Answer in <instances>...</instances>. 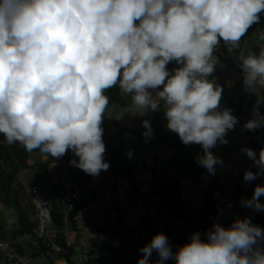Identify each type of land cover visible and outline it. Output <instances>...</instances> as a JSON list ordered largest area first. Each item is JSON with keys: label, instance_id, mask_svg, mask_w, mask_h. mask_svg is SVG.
Wrapping results in <instances>:
<instances>
[{"label": "clouds", "instance_id": "9594fccd", "mask_svg": "<svg viewBox=\"0 0 264 264\" xmlns=\"http://www.w3.org/2000/svg\"><path fill=\"white\" fill-rule=\"evenodd\" d=\"M261 14L264 0H0V134L56 159L70 151L78 158L71 166L98 176L109 168L106 92L118 86L131 97L128 112L162 109L166 128L184 145H199L195 162L215 175L223 161L212 149L228 143L239 120L220 106L213 53L221 43L239 48ZM172 62L179 67L170 71ZM238 62L246 92L264 87V48ZM142 125L145 139L153 138L150 121ZM243 128L264 129V113L254 111ZM241 151L257 168L244 181L264 176V147ZM262 196L258 184L241 206L264 211ZM203 237L195 231L173 251L158 232L137 264H264V228L249 216L228 227L214 222Z\"/></svg>", "mask_w": 264, "mask_h": 264}, {"label": "crops", "instance_id": "0c3cea01", "mask_svg": "<svg viewBox=\"0 0 264 264\" xmlns=\"http://www.w3.org/2000/svg\"><path fill=\"white\" fill-rule=\"evenodd\" d=\"M259 40L261 41V43L258 42ZM250 41L251 39L247 42V45L249 46H264V40L260 39L259 33L254 35L251 43ZM255 41H257L258 43L256 44ZM222 48L223 43H221V45H219L216 51L213 53V57L217 61L215 72L219 74L222 86L225 87L226 90H228L234 88L237 85V82H242L243 73L238 66V57L241 54L245 53L241 51L239 53H229L225 55L222 53ZM230 59L233 60V62ZM223 60H230V63L227 66H223ZM167 67L170 71H172L178 66H176V64L170 63ZM263 88L264 87L260 86L255 87L252 92L253 95L259 98L261 96ZM121 96L124 99L125 103L121 104L117 101L111 103V105L107 108V111L103 118V123L101 125L104 128L103 140L106 145L104 158L109 163L115 154V150L121 148L117 166L126 169L130 166L132 168L133 174L131 180L127 179L123 174L115 175L113 169L108 168V170L106 171H101L98 176L90 175L88 182L86 183L77 179L75 174H78L81 169L74 167L76 168V171L74 172L72 170L73 172H70L73 174V177L78 181L80 185L79 193L81 194V196H84L83 188L92 186L89 187L88 191L92 192L94 197L89 204L81 207L80 204L82 202V197H80L77 200V207L79 206L80 208L77 210V213L71 217L70 213L64 216L59 213V209H57V207L55 206L56 194L51 193V195L50 190L52 185H55L59 177V173L63 169V167L69 170L68 164L66 165L67 160L69 162L71 159L78 158L74 157L69 151L62 158L56 159L50 157L47 154L41 153L37 149L35 150V152H30L34 155H28L26 158L25 166H22L21 169H19L20 172L16 179L20 177L24 178L27 174H29V172L31 173L33 169L31 168V166L38 165V163H41V165H47V173H45L44 171L40 172L39 170L33 169L32 172L36 175V177L35 179H31V182L36 184H39L41 182L40 186L47 185L48 189L46 191H48V194H50L51 199L54 203L53 210L57 213V215H61V217L63 218L61 226H58V223L56 222L55 227H58L60 229L61 238H63L66 243L73 246L71 263L68 262L67 259H65V251L62 249V247H59V249L54 251L49 249L43 250L42 246L38 249L31 248L26 252L32 253L36 262L35 264H81L84 262L81 256L82 250L80 248V245L82 243L84 244L83 248L87 251L88 254L92 252L93 255L110 258V253L108 252V249L105 245L106 242L104 241V238L109 235H115V233L121 235L127 241L125 254H131L134 249L133 239H135L138 235L140 218L145 211L144 204L146 203V201L150 205V210H153V212L162 215L161 213L164 210L162 209V207H160L159 196L155 192L156 182L154 181L155 177L161 179L164 175L163 172H166L167 174L166 177H163L165 179L167 177L173 179L177 176V172L175 170H172L169 167V164H167L166 162L167 156L169 155L171 150L164 144L161 145L160 143L151 144L148 142H142L135 137V134L138 131L145 130V128H142V121L149 120L151 123L155 116V112H149L147 114L130 113L128 112V109L131 106V98L123 93H121ZM244 99L245 96L243 97V99H237V101H235L234 103L237 104ZM245 109L246 110L243 111H246L251 117L253 112L257 110V108H254L253 105L248 106ZM163 129L165 132H171L166 128V121L164 117ZM248 138L249 136L247 137V140H249ZM227 139V144H218L215 148L212 149V151L214 150L215 154L219 156L223 161V166H217L216 168L220 175L215 172L217 178L216 183H218V188L216 190V206L218 212L215 213L212 218L215 219L219 216L220 213H224L226 217L230 216L232 222L233 219L237 216L240 218H244L245 216H249L252 218L253 211L255 213H259L258 215H261V217L264 218V211H255L252 208L246 210L247 212L245 213L241 211L233 212L230 210V206L232 204V195L236 189V186L238 184L241 186H246V182L239 173L248 170L251 166H253V162L249 159L246 160V158L244 157L245 154H243L241 151L245 143H243L240 147H235L230 143L228 133ZM189 147L195 157H197V155L201 153V148L199 145H189ZM235 149L237 150V152H235ZM130 150L131 155H128ZM248 161H250L249 164ZM205 173L208 172H202L196 177V179H193L195 181L194 186L198 190L204 189L202 185H199V180L201 178L204 180V182H206V186L212 182L211 178ZM42 174H44L45 176L43 177L44 180L38 183L37 179L38 177L40 178ZM150 174L154 176L153 179L150 177ZM12 176L13 175L9 176L11 180H13ZM81 177L85 179L84 174L81 175ZM138 179H140V182L144 183V190H147V192L149 193V198L141 197L140 199H137L139 198V194L141 193V190L136 183ZM182 179L183 178L179 180V184L184 195L186 189L183 188V182H181ZM230 179L232 181H229ZM220 180H224L226 182L221 183ZM256 180L259 181V185H264V176ZM130 183L133 184V187L135 185L137 187V190H139V194L137 196H133V188L131 189L132 192L130 191ZM13 184L14 183L11 181L10 185ZM189 186H191V184ZM230 188H233L232 193H230L231 195L227 192ZM130 195L132 196L130 197ZM184 198L186 199V197ZM30 200L28 201V203L31 210L29 208V210L25 212V209H18L19 214L23 213L30 221V223H36L37 225V221L36 219H34V210H32L33 206ZM8 211L9 213L13 212L12 210ZM15 216L17 215L15 214ZM15 216L14 218L12 217L11 220L14 221L16 219ZM195 220L196 218H194L193 221V218L191 217L190 221L187 222L186 225V222L181 219V222L178 225V230H174L172 227H170L165 233L169 238L170 244H173L179 238L182 239V242L179 244V246L187 243L189 241L191 233L196 231ZM153 221L154 220H152V222ZM19 227L20 225L17 221V223L14 222V227L6 225V228L4 229L7 235L3 234L2 229L0 233H2L3 236L11 237L14 235V233H16V231H18ZM12 228H14V230H11ZM205 231L206 230H203L202 232L204 233ZM86 234L92 237V242H94L91 248H88V243L83 239V236ZM147 236L148 235L146 234V239H143L144 242L141 247L151 240L152 237L148 238ZM78 238L79 243L77 245V248L79 250V261H77L75 258L78 255H75V245L73 243V241ZM156 259H158V257ZM165 264H174V261H165Z\"/></svg>", "mask_w": 264, "mask_h": 264}, {"label": "trees", "instance_id": "16d2710c", "mask_svg": "<svg viewBox=\"0 0 264 264\" xmlns=\"http://www.w3.org/2000/svg\"><path fill=\"white\" fill-rule=\"evenodd\" d=\"M257 33L259 34L264 33V14H261L260 23L253 24L252 27L249 28L247 34L241 38L239 48L231 49L230 47L223 45L222 53L227 55L229 53L233 54V53H239L242 51L246 55L248 52L254 51L258 54L260 49L264 48V46L247 45V42L250 39H252L254 35ZM120 92L121 91L119 90L118 86L107 90L106 94L109 95V98H110L108 107L114 101H117L121 104L125 103ZM250 98L253 101L252 94L250 95ZM238 104H236L238 109L242 111L245 110V108H247L248 106L252 105V103L250 104L246 103L245 99L239 102ZM256 107H257V110H259L261 113H264V88L262 89L261 96L257 100ZM154 115L155 116L153 118V121L151 122L153 138L145 139V137L142 135V133H144L145 130L138 131L135 134V137L142 142H148L151 144L160 143L161 145L164 144L170 148L171 151L169 155L167 156L166 162L167 164H169V167L172 170H175L177 172V176L173 179L168 178V177L165 180L157 179L156 186H155V190H156L155 192L159 196L160 206L162 207L164 211H166L167 213L173 214V215L182 216L184 219L187 220V222H189L191 219V216H189V214L186 213L184 209V206L186 204V199L184 198L183 191L179 184V180L181 178H188V177L196 179V177L199 174H201L202 172H208V171L205 168L199 166L195 162L196 157L193 155L192 151L190 150V147L181 143L177 134L173 132L164 131L163 129V117H164L163 110L162 109L157 110L154 113ZM247 136H249L248 138L249 140L245 142L244 147L251 148L255 150L258 154L261 149V146L259 144V139L251 131H248ZM4 140L5 139H3V141ZM4 143H1V146L4 145ZM120 152H121V148H118L115 150V154L112 160L109 162V168L113 169V172L115 175L123 174L127 179L131 180L133 177L132 168L129 166L126 169V168L117 166ZM213 152L215 153L214 150ZM201 153H202V149H201ZM3 155L4 156L6 155L7 159L12 162V154L10 157V152H8L7 149H0V160L4 159ZM25 164L26 163H24L23 166H25ZM72 167L73 166L69 165L68 167L69 171L73 170L71 169ZM40 168L43 169L45 173L48 172L47 165H41ZM248 170L256 172V167L253 165ZM244 172L245 171H242L239 173L242 178H243ZM83 174L88 181L90 175L86 174L84 171L81 170L77 175L81 177V175ZM258 184H259L258 180L246 182V186H241L238 184L232 195V204L230 206V210L233 212L241 211L245 213L247 212L246 210L251 209L247 207H242L241 200L243 198L250 199L253 194V190L255 186ZM217 188H218L217 183H215L213 185L208 184L204 189H202V194H203L202 206L200 210L198 211V214L195 220L196 231H199L200 233H202L203 230H207L208 228H211L214 222H219L225 227L230 226V224L232 223L230 216L226 217L224 213H220L219 216L215 219L212 218L214 214L218 212V209L216 206ZM83 190H84V196H81L82 202L80 204V207L89 204L93 200L92 198L94 197L93 193L88 191L86 187ZM51 193H55L54 185H52L51 187L50 194ZM50 194H49V197L51 198ZM260 201L261 203H264L263 196L260 198ZM80 207L76 206L73 210H71L70 216L71 217L74 216ZM144 209L145 211L140 218V227L138 229V235L135 239H133L134 249L131 254H125L126 247H123L122 245L115 248L112 246L111 242H106L105 245L108 249V252L110 253V258H104V257H100L97 255H93V253L91 252L88 254L89 258L81 264H137L138 258L141 256L139 249L141 245L143 244L144 240L146 239V234L148 235L147 236L148 238L152 237L151 231H150L152 221L149 220V213H150L149 206L147 204H144ZM259 216L260 215L252 218L253 223L260 227H263L264 222L262 219L264 218L261 216L259 217ZM54 218L56 222L58 223V226H61V223H62L61 215H57V213L54 211ZM17 220L19 222L20 227L18 228V231H16V233H14V235L11 237H14L17 233L29 232L36 226V223H30V221L27 219V217L23 213H20L18 215ZM0 232H1V227H0ZM149 233L151 236L149 235ZM142 236H145V237H142ZM181 242H182V239L179 238L173 244H171L173 251L177 250ZM58 243L60 244V247H62V249L65 251V254H64L65 259H67V261L71 263V255L73 252V246L71 244L66 243L64 239L61 238V234L59 235ZM42 249L46 250L47 247L42 245ZM168 262H171V260H169Z\"/></svg>", "mask_w": 264, "mask_h": 264}, {"label": "built area", "instance_id": "2783aa9c", "mask_svg": "<svg viewBox=\"0 0 264 264\" xmlns=\"http://www.w3.org/2000/svg\"><path fill=\"white\" fill-rule=\"evenodd\" d=\"M176 64L175 62H172ZM179 67V65L176 64ZM213 76L216 78V83L223 88L220 106L231 108L233 115L238 117L239 122L236 124L235 129L228 132L230 143L234 146H241L247 142L248 130L243 128L244 123L252 117L245 111L239 110L236 104H232L230 99L225 93V88L222 86L220 76L214 72ZM211 80L212 77L210 76ZM259 139V144L264 147V129L251 131ZM56 193V207L59 213L64 216L71 212L77 206V200L81 197L79 193L80 185L73 177L72 173L65 167L60 171L59 177L54 185ZM31 203L34 210V219L37 221L36 227L29 232L18 233L14 237L3 236L0 233V263L3 264H32L26 257V251L31 248H41L46 246L49 250H57L60 247L58 238L60 229L55 227L56 220L54 218L53 201L49 194L43 190L38 184L32 183L28 187ZM62 218V217H61ZM63 220V218H62ZM170 219H156L151 225V235L158 232L166 233L170 228ZM261 228H264L261 227ZM202 238L203 237V232ZM105 242H111L113 247L127 246V241L119 234L109 235L104 238ZM84 244L80 245L82 250L81 256L83 261L89 258L87 251L83 248ZM154 252L150 258L153 262L157 258Z\"/></svg>", "mask_w": 264, "mask_h": 264}, {"label": "rangeland", "instance_id": "374dc122", "mask_svg": "<svg viewBox=\"0 0 264 264\" xmlns=\"http://www.w3.org/2000/svg\"><path fill=\"white\" fill-rule=\"evenodd\" d=\"M252 39H251V41H252ZM251 41H250V43H251ZM258 42L261 43L260 40ZM258 42L255 41L256 44ZM230 60H223L224 61L223 66H227L230 63ZM231 61L233 62V60H231ZM244 92H245V90L243 88L242 82L241 83L237 82V85L234 88H231L228 90L225 89V93H226L227 97L230 99V101L234 105L236 104L234 102L237 101V99H241V98L243 99V97L245 96ZM251 94H252V99H253V101L251 103H252L254 108H257L256 106H257L258 97L253 95V93H251ZM128 97L131 98L129 95H128ZM238 106H239V104H238ZM142 128H144V127H142ZM3 139H4L3 135L0 134V149H7L8 152H10V157L12 154V162L7 159L6 155L5 156L3 155L4 159L0 160V227L2 229L3 234L7 235V233L4 229V228H6V225H10V226L14 227V222L17 223V221H18L17 217L19 215V210L25 209V212H26L30 208V205L28 203V201L30 200V194L28 193L27 189H28L29 184H32L31 179H35V177H36V175L32 172L33 169L39 170L40 172L43 171V169L40 168L41 163H38V165L31 166V168H33L31 173L29 172V174H27L24 178L20 177V178L16 179L19 175V172H20L19 169H21L23 164L26 163L27 156L28 155H34V154L30 153L29 151H25V148L22 145H20L19 143H16L14 145H9V144H7L6 140L3 141ZM1 143H4V145L1 146ZM33 152H35V150H33ZM235 152H237L236 149H235ZM244 157L246 158V160L248 159L246 157V155ZM249 163H250V161H248V164ZM67 164L69 167L70 164H69L68 160L66 162V165ZM71 169H73L74 172L76 171L75 168H71ZM163 173H164L163 177H166V175H167L166 172H163ZM216 173L218 175H220L219 172L217 171V169H216ZM205 174L211 178V181L213 180V178L211 177V174H208V173H205ZM10 175H13L12 176L13 180H11L9 178ZM43 177H45L44 174H42L40 176V178L38 177L37 182L39 183L40 181H43L44 180ZM76 177L79 181H84L86 183L88 182L86 178L84 179L82 177H79L77 174H76ZM150 177L153 179L154 176L152 174H150ZM157 179H160V178L155 177L154 182H156ZM163 179H165V178H163ZM201 179L199 180V185L200 186L202 185L203 188H205L206 182H204V180L203 179L201 180ZM11 181L14 183L13 185H10ZM220 181H221V183L226 182L224 180L223 181L220 180ZM229 181H232V180L230 179ZM181 182H183L182 183L183 188L186 189L184 197H186L187 203L185 204L184 209H185L186 213H188L189 216H191L193 218V221H194V218H196L198 211L200 210V208L202 206V198H203L202 190L196 189V187L194 186L195 181L191 177L183 178ZM40 183L38 184L39 186H40ZM136 183H137V186L139 187V189L141 190V193L139 194V198H137V199H140L141 197L142 198L143 197L149 198V195H148L149 193L147 192V190H144V183L140 182V179H138L136 181ZM190 184H191V186H189ZM217 186H218V183H217ZM40 187L45 191L48 189L47 185L40 186ZM89 187H92V186H88L87 190L89 189ZM129 188L131 191V189L133 188V184L130 183ZM232 191H233V188H230L229 191H227V192L230 194V193H232ZM46 192L48 194V191H46ZM151 194H153V193H151ZM131 196L132 195H130V197ZM145 204L150 206L149 203H147V201ZM8 210H12L13 212L9 213ZM30 210H31V208H30ZM252 213H253L252 218L255 216H258V214H259L257 212L255 213L254 211ZM15 214L17 216H15ZM161 214L162 215L153 212V210H150L149 220L152 221V220H156V219H165V218L170 219V221H171L170 227H172L174 230H178V225L181 222L180 221L181 219L184 222H186V225H187V220L184 219L182 216L173 215V214L167 213L166 211H163ZM14 216L16 217V219L13 221L11 219H12V217L14 218ZM158 216H160V217H158ZM262 220L264 222V219H262ZM11 230H14V228H12ZM83 239L88 243L87 244L88 248H91L93 246L94 242H92V237H90L86 234L83 236ZM78 241H79V238L73 241V243L75 245L74 246L75 255H78L77 257H75L77 261H79V250L77 248V245L79 243ZM26 257L32 264L36 263L31 252H26Z\"/></svg>", "mask_w": 264, "mask_h": 264}, {"label": "water", "instance_id": "95a60500", "mask_svg": "<svg viewBox=\"0 0 264 264\" xmlns=\"http://www.w3.org/2000/svg\"><path fill=\"white\" fill-rule=\"evenodd\" d=\"M251 98H250V94L248 93V92H246L245 91V102L246 103H248V104H250L251 103ZM212 178H213V180H212V182L210 183V185H213V184H215L216 182H217V178H216V174L215 175H212ZM133 190H134V192H133V196H137L138 194H139V190H137V187L134 185V187H133Z\"/></svg>", "mask_w": 264, "mask_h": 264}]
</instances>
